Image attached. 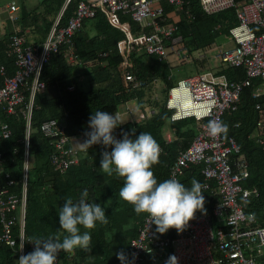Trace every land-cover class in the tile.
Returning <instances> with one entry per match:
<instances>
[{"label":"built area","instance_id":"2783aa9c","mask_svg":"<svg viewBox=\"0 0 264 264\" xmlns=\"http://www.w3.org/2000/svg\"><path fill=\"white\" fill-rule=\"evenodd\" d=\"M68 1L65 0L64 5ZM165 1L175 11H183L188 18L192 16L186 0ZM198 3L208 15L228 8L235 9L237 22L228 29L234 45L223 49L218 47L214 59L218 58L228 66H242L245 76L231 81L225 74L207 68L178 78L169 87L165 99V107L170 111L169 121L193 117L198 130L191 142L178 150L169 166L168 178H179L190 165L201 164L203 189H210L213 195H218V200L211 211L201 213L198 210L183 231L177 232L172 228L171 236L159 235L155 224L145 214L136 236L129 241L127 264H164L170 254L175 255L177 264H264V225L256 224L254 212L245 207L248 200L259 196L256 187L244 185L249 176L247 161L234 136L226 133L213 137L207 131L210 119L222 121L224 114H231L239 108L242 89L257 79L259 83L251 89L250 95L255 100L254 109L257 112L256 141L264 144V100H260L264 96V0H198ZM19 9L16 0L8 2L7 18L11 22L18 20ZM62 10L40 43L29 42L24 34L13 30L5 50L7 56L13 57L15 69L12 75L4 76L0 86V112L6 117L21 116L25 134L21 188L18 192L12 189L15 180L10 171L2 168L0 152V241L13 246L18 240L19 256L25 250L32 109L35 96L46 88L40 74L43 63L50 55L65 45L67 60L79 62L81 59L75 52L73 36L82 27L83 20L93 17L97 11L104 15L110 26L123 34L116 42L120 61L115 66L122 91L143 85L133 71V54L146 52L167 62L176 60L181 63L203 57L209 60L211 57L208 54L215 48L212 43L203 49L185 52L187 47L183 36L177 32L179 12L177 18H171L164 10L163 0H77L74 12L65 25L59 24ZM133 23L138 27L134 29ZM105 54V51L101 52V55ZM90 63L91 60L86 61V64ZM0 73L6 74L3 66H0ZM68 89L72 90L73 86ZM155 111V108L139 110L126 105L115 114L120 121L125 117L137 120ZM233 126H238V122ZM122 130L118 125L114 135L120 138ZM39 131L48 139L51 147L48 159L54 170L64 172L78 162L81 148L75 145L74 136L82 135L67 134L63 119L46 118L40 123ZM11 134L9 123L0 116V140L9 138ZM164 135L168 142L173 139L170 131ZM15 225H18L17 240L13 236Z\"/></svg>","mask_w":264,"mask_h":264},{"label":"trees","instance_id":"16d2710c","mask_svg":"<svg viewBox=\"0 0 264 264\" xmlns=\"http://www.w3.org/2000/svg\"><path fill=\"white\" fill-rule=\"evenodd\" d=\"M77 0H41V11L27 10L21 5V14L15 22L24 34V27L33 22L36 27L41 26V35L46 36L56 16L62 10L59 19L60 25H65L73 14ZM191 15L189 18L183 11H178V33L182 34L184 43L189 52L203 49L215 42L220 33L229 34L228 29L237 22L235 9L228 8L214 14H205L199 6L198 0H186ZM163 6L166 13L174 9L165 0ZM138 26L133 23V28ZM11 32H4L0 36V66L4 67L6 74L0 73V86L5 75H12L15 69L14 59L5 53L8 36ZM122 32L110 26L104 15L97 11L91 18H85L82 27L73 36L75 52L81 59L79 62L67 60V47L61 45L57 53H52L43 63L40 79L46 87L56 85L59 93L54 97H47L43 92L35 96L32 109L31 129L29 134L28 152L29 163L26 184V211L24 225V254L35 247L33 239L37 236H55L62 238L65 230L59 227L58 211L64 199L71 196L73 199L87 188L89 199L97 202H107L106 215L108 222L99 224L93 229L91 249L86 251L77 248L72 253L61 251L56 264H121L116 256V251L124 250L128 257L130 252L129 241L136 236L137 228L146 213H136L131 204L125 202L119 196V188L123 184V178L107 175L100 168V151L102 145H93L87 150L80 149L79 160L64 172L53 169L48 156L51 151L48 139L39 131L40 123L46 118L63 119L66 133L69 135L81 134L85 139V130L90 114L96 109H102L117 113L128 102L136 104L137 109L155 108L156 111L149 116H143L137 120L124 119L120 126L123 131L134 136L141 131H149L155 137L160 151L159 162L153 165L154 175L158 180L168 178L169 166L175 159L178 150L185 148L195 136L198 124L193 117H186L177 121H171L173 139L166 141L164 135L165 123L169 121L170 111L165 107V100L153 95L154 81L162 79L163 93L167 95L169 87L174 83L166 73L169 63L154 54L146 52L133 54L134 74L143 82L138 88L122 91L119 75L115 69L120 61L116 51V42L122 37ZM105 51V55L101 52ZM91 60L90 64H86ZM206 57L200 60H192L195 70L203 71L207 68L216 73H223L228 80H240L244 78L245 71L242 66H218L210 65ZM76 66L83 68L82 73L89 76L87 86L77 80ZM170 68V67H169ZM166 74H163V73ZM259 83L255 79L252 84L242 89L239 108L231 114H224L222 121L228 125L227 134L234 136L240 145L249 170V176L245 182L247 187H256L259 190L257 198L246 202V209L253 211L256 216V224L264 225V144H259L255 136V119L257 112L254 109L255 100L252 99L251 89ZM73 86V89H68ZM264 100V96L260 98ZM12 130L7 139L0 140V152L2 153V168L10 171L15 180L12 189L19 191L21 188L23 155H24V119L21 116H4ZM238 122V126L233 123ZM111 150L110 147L108 149ZM201 164H192L178 179L186 185L191 184L192 178H196L203 184ZM212 184V182H211ZM205 197L206 211H211L218 198L210 189H202ZM84 230V229H82ZM1 232V222H0ZM18 225L13 227V236L17 240ZM158 233V232H157ZM159 235H172L170 228L166 233ZM18 240L15 245L9 246L0 241V264H18Z\"/></svg>","mask_w":264,"mask_h":264},{"label":"clouds","instance_id":"9594fccd","mask_svg":"<svg viewBox=\"0 0 264 264\" xmlns=\"http://www.w3.org/2000/svg\"><path fill=\"white\" fill-rule=\"evenodd\" d=\"M121 122L115 113L96 109L88 118L85 139L76 143L84 150L93 145L103 146L100 168L109 176L123 178L120 198L131 204L136 213H146L158 233H166L170 228L183 231L198 210L206 212L202 182L192 178L189 186L176 177L158 180L153 165L160 159L159 143L149 131L131 136L122 130V136L117 138L114 130ZM227 129L228 125L219 119L207 122V131L213 137L226 134ZM106 208L107 202L89 199L87 188L75 199L66 197L57 214L59 227L66 234L62 238L49 235L29 239L35 247L21 254L18 264H56L61 251L72 253L77 248L90 251L92 233L88 229L108 222ZM115 254L121 264H127L124 250ZM164 264H177V258L170 254Z\"/></svg>","mask_w":264,"mask_h":264},{"label":"crops","instance_id":"0c3cea01","mask_svg":"<svg viewBox=\"0 0 264 264\" xmlns=\"http://www.w3.org/2000/svg\"><path fill=\"white\" fill-rule=\"evenodd\" d=\"M10 0H0V3H4L3 4V6H2V9H0V33H4V32H12L13 30H20L21 29V27L18 25V24H16V23H13V22H10L8 19H7V11H6V6H7V4H8V2H9ZM17 2H18V4H19V7H20V9H19V12H20V14H21V5L23 4V2L24 1H21V0H16ZM40 1L41 0H36L35 2H34V6H36L37 5V3H38V5H40L39 3H40ZM1 6V5H0ZM23 6H24V4H23ZM1 8V7H0ZM27 10H29V11H31L32 9H34V7L32 6V7H28V8H26ZM34 11H36V12H38V11H41V9H40V7H36V10H34ZM168 15L172 18V17H174V18H177L178 17V11H175V9H172V10H169L168 11ZM4 22H6L5 24V26H3L1 23H4ZM42 27L41 26H38V27H36L35 26V24L33 23V22H30V23H28V25H26V27H24V36L26 37V39L29 41V42H32V43H40L46 36H43V35H41V31L40 30H42L41 29ZM2 34L0 35V36H2ZM47 35V34H46ZM223 45V43L222 42H217L216 40H215V42H214V44H213V46H215V48H218L219 47V45ZM214 49V48H213ZM217 52V51H216ZM214 54H215V52L213 51L212 53H209L208 54V57H213L214 58ZM209 61V65H213V64H211V62H210V60H208ZM171 62H173V63H176V62H174V61H171ZM82 71L83 70H81V72H79L78 70H77V73H78V75H77V80H79L81 83H83V80H82V78H80V77H85L84 76V74L82 73ZM83 85V84H82ZM43 93L47 96V97H54V96H57V94L59 93V90H58V88H57V86L56 85H51V86H48V87H46L45 88V90L43 91ZM126 105H129V106H133L134 108H135V103H133V102H128V103H126V104H124L123 106H126ZM122 106V107H123ZM124 119H128L127 117H125ZM165 129V128H164ZM167 131H172V130H170V129H165L164 130V134H165V132H167ZM83 141V136H74V143H75V145L76 146H78L79 147V145L76 143V142H82Z\"/></svg>","mask_w":264,"mask_h":264},{"label":"rangeland","instance_id":"374dc122","mask_svg":"<svg viewBox=\"0 0 264 264\" xmlns=\"http://www.w3.org/2000/svg\"><path fill=\"white\" fill-rule=\"evenodd\" d=\"M21 1H24L23 4H24V7H26V8L32 7V6L34 8H36V7L38 8L39 7L38 3H37L36 6H34L35 5L34 2L36 0H21ZM3 4L4 3H0V5H1L0 6L1 7L0 9H2ZM5 23L6 22L1 23V24L3 26H5L6 25ZM1 34L2 33H0V35ZM215 40L217 42H219V43L220 42L223 43V45L222 44L219 45V47L221 49H223V48H230V47H232L234 45L233 44V41H232V38H231V36L229 34L220 33L219 36ZM184 51L185 52H188V49L186 48ZM213 51L216 53L217 48L212 49L209 53H212ZM171 57H174V55H171ZM209 60H210L211 64H216L218 66L225 65L218 58L217 59L209 58ZM174 62H176V63L168 62L170 68L168 67L167 70H166V73L168 74V77L172 81H175L176 79L181 78V77H184L186 75L195 74V73L199 72V71H197V70L194 69L195 66H194V64H192V61H190V62L187 61V62H181V63H179L176 60H174ZM76 70H78L79 72H81V70H83V68H81V66H76ZM166 73L164 72L163 74H166ZM84 76L85 77H80V78H82V80H83V83H82L83 86H87L89 84L90 78L87 75H84ZM153 83H154V85L151 88L153 95H157L158 97H161V98H163L165 100L166 99V95L163 93V90H164L163 87L164 86H163L162 79H157ZM135 108H137L136 105H135ZM170 125H171V122L170 121H167L165 123V129H171L170 128Z\"/></svg>","mask_w":264,"mask_h":264}]
</instances>
